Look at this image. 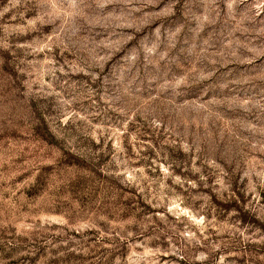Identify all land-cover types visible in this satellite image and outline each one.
<instances>
[{
  "label": "rangeland",
  "instance_id": "rangeland-1",
  "mask_svg": "<svg viewBox=\"0 0 264 264\" xmlns=\"http://www.w3.org/2000/svg\"><path fill=\"white\" fill-rule=\"evenodd\" d=\"M0 264H264V0H0Z\"/></svg>",
  "mask_w": 264,
  "mask_h": 264
}]
</instances>
